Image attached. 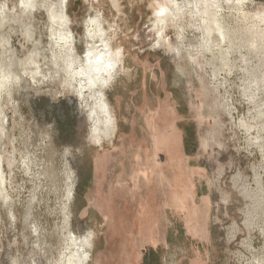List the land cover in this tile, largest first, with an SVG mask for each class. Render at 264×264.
Instances as JSON below:
<instances>
[{"label": "rangeland", "instance_id": "obj_1", "mask_svg": "<svg viewBox=\"0 0 264 264\" xmlns=\"http://www.w3.org/2000/svg\"><path fill=\"white\" fill-rule=\"evenodd\" d=\"M33 1L22 12L20 0H0V68L11 73L0 264H55L65 220L77 241L89 236L85 264H264V24L253 18L264 0L244 4L243 22L221 5L253 49L240 50L248 66L236 53L237 69L218 79L223 58L202 52L185 0H66L78 62L92 46L115 64L93 90L113 122L103 132L90 121L93 94L83 101L54 75L47 10L59 0ZM34 52L45 80L22 71Z\"/></svg>", "mask_w": 264, "mask_h": 264}, {"label": "bare ground", "instance_id": "obj_2", "mask_svg": "<svg viewBox=\"0 0 264 264\" xmlns=\"http://www.w3.org/2000/svg\"><path fill=\"white\" fill-rule=\"evenodd\" d=\"M20 1L22 12L34 9L35 1ZM65 2L66 0H59L54 7H50L47 10L49 20L57 26V28L51 26L49 30V37L52 42L51 45H53L55 48V51L51 49L52 59L50 62L52 67H55L54 75H57L59 74V71H62L64 74V82L67 86H69L68 88H71L72 91H74L77 96L81 98V100L85 101L87 94H93V90L97 89L98 85L99 88L105 87V84L109 82V78L112 77V74L115 71V64L111 65L112 63H103L101 56L97 52L95 53V49H93L92 46L88 47L85 66L78 62L77 58L74 56V51L72 48L73 38L71 31L68 29L69 18L66 14ZM185 2L187 9L190 11L189 17H196L198 19V21L192 25V28L200 35V48L202 49V52L210 51L213 55H220L223 58L220 67L213 69L212 75L214 79H218L220 76L219 73L223 72L224 74H230L232 70L236 68L232 64L233 56L236 53L238 55L240 54V63H242L244 66H248V64H250L249 59H245L246 57L244 58V56H241L240 50L245 49L247 53L252 50V38L241 32L242 29H240L238 25H235L229 29L224 17L226 12L225 8L221 6L224 4L228 10H230L229 13H232L236 16L234 17L237 22H243L252 16L250 13H245L243 10V6L244 4H247L248 0H185ZM180 18L181 16L178 14H171L168 18V21L175 24L178 20H180ZM253 18L260 19L261 23L264 24V11L261 15L255 14ZM88 27V35L92 41H94L100 33V24L98 18L91 21ZM239 38L242 39L244 43H237ZM117 55L118 54H115L112 59L113 61ZM37 56L38 55H35V52L32 53L29 60L25 61L22 68L23 73L29 76L33 82L36 81L38 77L45 80L48 76L43 73V68L40 65L41 60L39 61L38 58H35ZM192 61L196 62V58H193ZM25 66H28L29 68H25ZM244 71L247 72L249 79H251L250 84H254L253 87H255L258 91L259 83L256 81L255 75L253 76L252 74L253 70L249 69L248 71L247 68H245ZM10 74L11 73L8 71L7 67L5 69L0 68V100L4 92H7V94L10 93ZM218 85L221 84L219 83ZM71 89L69 90L71 91ZM256 90L253 91L255 94ZM254 97L255 95L253 93L251 99H254ZM91 98L94 103V109L90 114V121L97 125V128L100 132H103V129L112 131L113 122L108 115V106L95 94H93ZM11 101L12 99L9 100V102ZM1 107L3 106L0 104V141L3 137L2 135L4 134V123L6 122V116ZM253 128L251 129L250 127L251 131ZM250 129L248 128L247 130L249 131ZM97 134L98 133L96 132L94 135L96 139L98 136ZM6 161L8 164L13 163L12 158H8ZM3 162L4 157L0 153V202L6 203L11 199L3 189L6 184V176L2 169ZM64 222L66 224V227H64L66 235L64 237L62 250L59 252V256L55 261V264H85L86 257L82 254L85 249L87 250L89 247H91L88 238L89 236H84L83 239L81 238V240L77 241L73 237L70 230H68V220H65ZM12 264H18V262L13 261Z\"/></svg>", "mask_w": 264, "mask_h": 264}]
</instances>
